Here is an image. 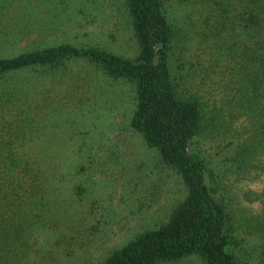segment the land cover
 <instances>
[{"label": "trees", "instance_id": "obj_1", "mask_svg": "<svg viewBox=\"0 0 264 264\" xmlns=\"http://www.w3.org/2000/svg\"><path fill=\"white\" fill-rule=\"evenodd\" d=\"M184 3L192 18L185 19L177 46L163 0H124L137 48L133 56L63 42L0 58V79L41 68L64 81L66 98L90 81L88 74L73 72L70 65L80 61L108 80L129 83V129L183 186L184 197L163 221L98 264H165L189 257L203 264H242L230 250L234 235L264 234V0ZM30 32L20 27L5 34L16 39ZM175 49H195L182 63L180 80L172 74ZM13 89H0V125L10 104L22 102ZM25 128L9 125L0 134V264L28 258L22 209L47 194L45 177L61 179L59 167L42 168L47 158L38 162L21 154ZM201 136L216 141L221 158L214 165L190 150Z\"/></svg>", "mask_w": 264, "mask_h": 264}, {"label": "rangeland", "instance_id": "obj_2", "mask_svg": "<svg viewBox=\"0 0 264 264\" xmlns=\"http://www.w3.org/2000/svg\"><path fill=\"white\" fill-rule=\"evenodd\" d=\"M163 3L177 46L184 38L185 19L192 18L191 8L184 0ZM20 27L30 34L7 38L5 33ZM63 42L125 56L137 51L124 0H0V58ZM174 51L172 74L180 80L185 74L182 63L192 59L195 49ZM70 66L90 80L70 98L64 94V81L41 68L0 79V89L15 88L22 100L10 104L0 134L9 125L27 126L21 154L38 162L47 158L45 170L61 169L59 181L45 177L47 194L22 209L31 245L23 264H98L139 232L163 221L185 195L173 172L128 127L132 86L108 80L81 61ZM190 150H199L213 165L221 158L216 141L205 136ZM232 242L230 250L242 264H264V234L238 232ZM165 264L203 263L189 257Z\"/></svg>", "mask_w": 264, "mask_h": 264}]
</instances>
